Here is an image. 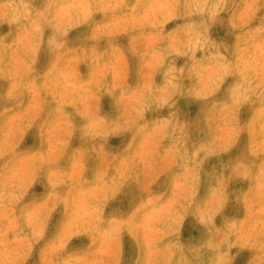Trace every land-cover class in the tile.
<instances>
[{
	"label": "clouds",
	"instance_id": "9594fccd",
	"mask_svg": "<svg viewBox=\"0 0 264 264\" xmlns=\"http://www.w3.org/2000/svg\"><path fill=\"white\" fill-rule=\"evenodd\" d=\"M0 264H264V0H0Z\"/></svg>",
	"mask_w": 264,
	"mask_h": 264
}]
</instances>
